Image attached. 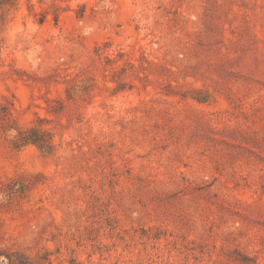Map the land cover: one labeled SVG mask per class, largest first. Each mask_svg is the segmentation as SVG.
<instances>
[{
    "label": "rangeland",
    "instance_id": "obj_1",
    "mask_svg": "<svg viewBox=\"0 0 264 264\" xmlns=\"http://www.w3.org/2000/svg\"><path fill=\"white\" fill-rule=\"evenodd\" d=\"M0 264H264V0H0Z\"/></svg>",
    "mask_w": 264,
    "mask_h": 264
}]
</instances>
